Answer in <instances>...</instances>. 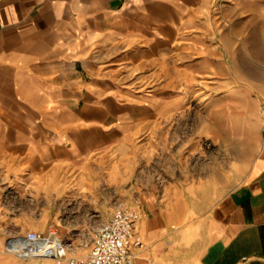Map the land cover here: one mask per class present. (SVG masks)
Segmentation results:
<instances>
[{"label":"crops","instance_id":"obj_1","mask_svg":"<svg viewBox=\"0 0 264 264\" xmlns=\"http://www.w3.org/2000/svg\"><path fill=\"white\" fill-rule=\"evenodd\" d=\"M260 5L0 0V264H55L4 249L28 230L84 255L118 206L134 264H264V119L224 175V23Z\"/></svg>","mask_w":264,"mask_h":264},{"label":"rangeland","instance_id":"obj_2","mask_svg":"<svg viewBox=\"0 0 264 264\" xmlns=\"http://www.w3.org/2000/svg\"><path fill=\"white\" fill-rule=\"evenodd\" d=\"M255 19L258 20L224 23L227 28L224 31V175H228L227 187L241 177L244 167L254 156L259 126L264 119V0H261ZM216 144L208 146L213 155L217 153ZM74 249L82 248L76 246Z\"/></svg>","mask_w":264,"mask_h":264},{"label":"built area","instance_id":"obj_3","mask_svg":"<svg viewBox=\"0 0 264 264\" xmlns=\"http://www.w3.org/2000/svg\"><path fill=\"white\" fill-rule=\"evenodd\" d=\"M135 209L118 206L91 234L84 255L71 254L57 232L28 230L7 237L4 249L17 258H45L55 264H134L133 250L142 241L134 232Z\"/></svg>","mask_w":264,"mask_h":264}]
</instances>
